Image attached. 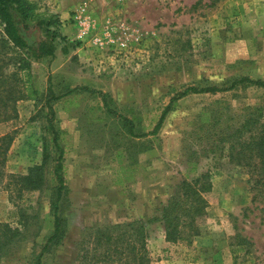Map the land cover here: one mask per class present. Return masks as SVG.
<instances>
[{"label": "rangeland", "instance_id": "rangeland-1", "mask_svg": "<svg viewBox=\"0 0 264 264\" xmlns=\"http://www.w3.org/2000/svg\"><path fill=\"white\" fill-rule=\"evenodd\" d=\"M35 3L41 12L69 17L59 24L63 40L55 42L54 58L31 63L36 99L17 102V119L0 124V136L13 135L7 176L26 175L42 163L43 152L49 154L41 189L10 193L12 187L0 183V264H35L53 231L57 152L45 107L51 95L62 96L51 106L64 151L60 215L66 234L40 264H127L91 259L102 252L87 237L128 222L145 225L149 264H264V173L258 159L256 169L243 163L237 144L230 154V143L220 142L250 114L264 122V90L237 85L225 93L186 96L148 135L170 99L187 87L226 88L245 77L264 81V0H58L52 9L59 7L58 14ZM82 3L92 32L107 25L118 39L114 47L100 50L74 40L78 29L71 14ZM118 8L135 35H123L112 19L102 22ZM200 174L209 175L212 189L204 195L199 235L167 243L161 210L182 179ZM4 227L18 235L10 238ZM122 252L131 259L128 250ZM133 254L137 258L138 250Z\"/></svg>", "mask_w": 264, "mask_h": 264}, {"label": "trees", "instance_id": "trees-1", "mask_svg": "<svg viewBox=\"0 0 264 264\" xmlns=\"http://www.w3.org/2000/svg\"><path fill=\"white\" fill-rule=\"evenodd\" d=\"M58 18L41 12L37 4L31 0H0V124L17 119L16 104L23 100L36 99L37 92L32 86L31 63L39 62L44 58H54L56 41H62L63 37L59 33ZM62 53L67 51L62 49ZM237 85H248L264 90V81L241 78L234 81L226 88L207 87L197 89L187 87L185 90L171 98L168 105L158 118L156 125L148 135H155L160 129L165 117L173 110L178 100L196 94H217L232 91ZM51 93V86L48 87ZM73 90H67L64 96L70 95ZM102 99L107 96L99 92ZM62 96L51 95L45 102L48 110V129L52 134L51 142L57 152L54 160L53 174L51 181L55 183L53 193L50 198V207L53 217V231L47 238L41 251L37 255L35 264H40L41 258L50 248L60 245L66 234V221L60 215L61 201L66 192L64 179V151L58 144L59 132L53 125L54 110L51 106L52 101H58ZM105 106V104H104ZM112 113V112H110ZM250 114L243 120L231 134L225 136L220 142L230 143V154L239 147L238 155L244 158L246 165L253 167L254 160L260 163V174L264 173V122ZM129 134L132 133V123L126 118ZM207 122V119H202ZM13 142V135L4 134L0 136V183L5 189H13L18 194L27 190H39L44 186V165L49 159V154L43 152V159L40 165L28 169L24 176L6 175L3 173L6 163L7 153ZM237 155V156H238ZM244 164V165H245ZM196 170L195 165L190 163L189 172ZM7 178V182H2V178ZM212 189V184L208 174H200L191 180L182 179L175 186L172 195L161 210L159 222H162L165 242L170 244L178 243L184 238H195L199 235L200 219L206 216L207 202L204 195ZM202 221V220H201ZM6 233L11 237L17 236L18 232H12L4 227ZM89 241L95 244V251L98 249L102 253L99 256H92L93 260H100L104 263L112 260H125L127 264H149L146 253V241L148 234L144 224L138 222H128L116 224L104 228H98L89 234ZM135 244H138L136 248ZM128 250L131 259L122 252ZM138 250V256L133 254ZM87 259L86 254L83 255Z\"/></svg>", "mask_w": 264, "mask_h": 264}, {"label": "built area", "instance_id": "built-area-1", "mask_svg": "<svg viewBox=\"0 0 264 264\" xmlns=\"http://www.w3.org/2000/svg\"><path fill=\"white\" fill-rule=\"evenodd\" d=\"M72 24L77 27L78 33L74 39L80 45L88 44L89 46L102 50L104 47H114L117 44V38L112 35V31L103 28L102 31L98 33H93V22L89 15L88 6L86 3H82L72 12L71 14ZM92 33V34H91ZM120 44H122L120 42Z\"/></svg>", "mask_w": 264, "mask_h": 264}, {"label": "crops", "instance_id": "crops-1", "mask_svg": "<svg viewBox=\"0 0 264 264\" xmlns=\"http://www.w3.org/2000/svg\"><path fill=\"white\" fill-rule=\"evenodd\" d=\"M31 1H34V2H40V3H43L42 5H45L47 8H48V12H51V13H56V14H58V12H57V9H60L59 7L57 8V9H55V10H53V12H52V9L56 6V4L58 3V0H31ZM88 2H90V4L92 5V3L95 1V0H87ZM115 1V3L117 4V3H120V4H117V5H122L123 3L125 4V1L126 0H114ZM103 2V1H102ZM51 4H53V7L52 6H50ZM94 5V4H93ZM118 10V11H117ZM120 10V11H119ZM122 9H116V11H114V12H109V10L107 11V13L109 14V13H113V14H109L108 16H106L104 19H103V23L104 22H106V21H109L110 19H112L113 21H112V23H113V25L115 26V27H117L120 31H121V33L123 34V35H135V33H132V32H130V30H132L131 28H130V26L127 24V22H126V20H125V18H122L121 19V16L120 15H122V13H123V11H121ZM91 12H92V15L95 17V19L97 18V15H96V12L93 10L92 11V6H91ZM60 13V12H59ZM95 13V14H94ZM59 16H58V19L60 20V23H63V19H66V18H68L69 17V14H66V13H62L61 12V14H58ZM66 15H67V17H66ZM98 20V19H97ZM72 27V26H71ZM60 28V27H59ZM60 30H62L63 31V29H60ZM65 32V31H64ZM66 33H68V32H66ZM137 34V33H136ZM62 35L64 36V35H66L65 33H62ZM138 35V34H137ZM136 35V36H137ZM66 97H68V96H66ZM66 97H64V98H66ZM64 111H66V110H64ZM67 112V111H66Z\"/></svg>", "mask_w": 264, "mask_h": 264}]
</instances>
